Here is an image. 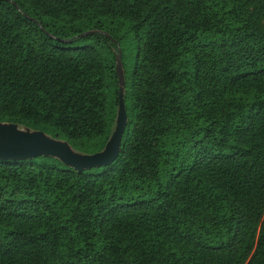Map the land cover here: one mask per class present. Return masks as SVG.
Instances as JSON below:
<instances>
[{"label":"trees","instance_id":"obj_1","mask_svg":"<svg viewBox=\"0 0 264 264\" xmlns=\"http://www.w3.org/2000/svg\"><path fill=\"white\" fill-rule=\"evenodd\" d=\"M119 54L112 164L0 160V264H264V0H0V123L103 151Z\"/></svg>","mask_w":264,"mask_h":264},{"label":"water","instance_id":"obj_2","mask_svg":"<svg viewBox=\"0 0 264 264\" xmlns=\"http://www.w3.org/2000/svg\"><path fill=\"white\" fill-rule=\"evenodd\" d=\"M89 32L85 35L91 34ZM119 79L118 115L112 135L104 150L84 155L76 152L71 145L56 140L41 131L22 128L19 125L0 123V160H24L43 156L58 159L69 168L80 172L112 164L121 151L122 135L128 123L125 105V73L119 54L116 66Z\"/></svg>","mask_w":264,"mask_h":264},{"label":"rangeland","instance_id":"obj_3","mask_svg":"<svg viewBox=\"0 0 264 264\" xmlns=\"http://www.w3.org/2000/svg\"><path fill=\"white\" fill-rule=\"evenodd\" d=\"M72 147V146H71ZM76 152H78V153H81V154H84V155H90L89 153H86V152H84V151H81V150H79V149H76V148H74V147H72Z\"/></svg>","mask_w":264,"mask_h":264}]
</instances>
